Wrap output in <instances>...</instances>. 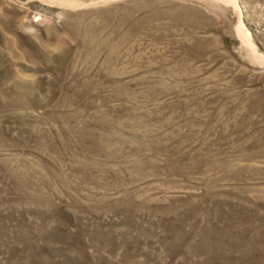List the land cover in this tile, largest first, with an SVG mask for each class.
Instances as JSON below:
<instances>
[{
	"label": "rangeland",
	"instance_id": "1",
	"mask_svg": "<svg viewBox=\"0 0 264 264\" xmlns=\"http://www.w3.org/2000/svg\"><path fill=\"white\" fill-rule=\"evenodd\" d=\"M237 1L0 0V264H264V0Z\"/></svg>",
	"mask_w": 264,
	"mask_h": 264
},
{
	"label": "bare ground",
	"instance_id": "2",
	"mask_svg": "<svg viewBox=\"0 0 264 264\" xmlns=\"http://www.w3.org/2000/svg\"><path fill=\"white\" fill-rule=\"evenodd\" d=\"M226 2L232 4V6H233L235 9L239 10V5H238V1H237V0H226ZM237 29H238V32H239V34L241 35V37H242L243 39H245L246 43H248V44L251 45V46H254L253 42H252L251 39H250V35H249V33L244 29V26H243L242 21L240 22V24H239V26H238ZM254 47H255V46H254ZM259 57L262 58V59L264 60V56H263V55H260Z\"/></svg>",
	"mask_w": 264,
	"mask_h": 264
}]
</instances>
